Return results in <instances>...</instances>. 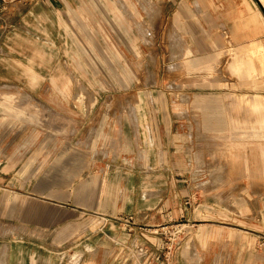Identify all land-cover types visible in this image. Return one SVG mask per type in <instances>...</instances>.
<instances>
[{
	"label": "crops",
	"instance_id": "1",
	"mask_svg": "<svg viewBox=\"0 0 264 264\" xmlns=\"http://www.w3.org/2000/svg\"><path fill=\"white\" fill-rule=\"evenodd\" d=\"M150 5L157 28L166 24L196 56L264 47V0H14L0 7V87L59 94L58 103H46L67 108V94L77 86L72 78L82 76L70 67L83 61L84 38L92 45L137 44L131 14L146 16ZM232 67L246 76L254 71L248 61ZM135 108V118L102 124L104 135L121 128L118 149L107 147L105 155L97 154L99 147L75 149L83 158L71 164L53 165L46 159L52 151L37 147L32 133L20 147V133L6 135L0 127L4 264H57L62 248L77 250L69 251L66 264L77 258L78 264H164L161 239L142 226L173 221L185 222L201 264H264V194L249 200L235 193L218 206L206 199L191 204L196 167L179 140L181 119L155 114L145 101ZM135 248L146 251L142 259L131 255Z\"/></svg>",
	"mask_w": 264,
	"mask_h": 264
},
{
	"label": "rangeland",
	"instance_id": "2",
	"mask_svg": "<svg viewBox=\"0 0 264 264\" xmlns=\"http://www.w3.org/2000/svg\"><path fill=\"white\" fill-rule=\"evenodd\" d=\"M152 8L150 5L149 10ZM154 12H147L148 18L131 14L135 25L132 35L137 37V44L132 46L92 45L87 43L90 37L84 38L83 61H72L70 67L73 73H82L72 79L84 89L67 94V108L46 103H58L59 94L34 96L19 88L0 87V127L6 135L20 133V147L27 146L32 133L37 147L53 152L46 158L53 165L65 159L71 164L83 158L75 149L100 148L97 154L103 155L107 147L118 149L121 128L104 135L102 124L109 122L107 119L114 123L116 118L119 122L123 117L135 118L136 103L145 101L149 111H164L163 115L181 119L179 140L189 146L185 150L191 152L196 167V174L191 176L195 183L191 204L206 199L218 206L231 202L230 196L235 193L249 200L263 195L264 117L252 104L264 105V92H259L264 90V47L261 52L248 54L242 52L244 48L230 47L196 56L166 24L163 29L157 28ZM117 33L122 37L121 30ZM247 61L254 67L252 76H243L232 67ZM136 140L139 143L138 135ZM148 143H155L153 136ZM139 154L144 160L145 153L140 150ZM161 156L164 164L165 154ZM113 161V165L120 164L119 159ZM240 182L243 189L234 188ZM183 223L142 226L149 236L161 239L160 260L164 264H201L202 256ZM77 245L80 242L71 246ZM62 249L56 253L57 264H66L69 251H77ZM3 250L0 254L6 257ZM136 250L131 255L142 259L146 251Z\"/></svg>",
	"mask_w": 264,
	"mask_h": 264
},
{
	"label": "bare ground",
	"instance_id": "3",
	"mask_svg": "<svg viewBox=\"0 0 264 264\" xmlns=\"http://www.w3.org/2000/svg\"><path fill=\"white\" fill-rule=\"evenodd\" d=\"M243 76H246L245 74L243 75ZM52 85V84H51ZM84 88L81 86V85H77V87H76V91H77V93L78 92H82V90H83ZM252 107L254 108V111L255 112H257V113H261L262 114V117H264V111L262 110V108L261 107H264V105H262L261 103H254V104H252ZM235 110V109H234ZM237 119V118H236ZM232 120H234V119H231V122H232ZM234 123V122H233ZM229 124H230V122H229ZM262 124H264V120L262 121ZM231 125V124H230ZM260 130H262V129H260ZM259 132V131H258ZM225 133V132H224ZM218 135H221L220 133L218 134ZM223 135V134H222ZM217 136V135H216ZM223 138V137H222ZM221 138V139H222ZM224 139V138H223ZM225 140V139H224ZM229 140V139H228ZM226 142V141H225ZM224 142H222V144H223ZM222 146V145H221ZM233 146V145H232ZM230 147V146H229ZM232 148H234V147H232ZM233 162H235V161H233ZM4 251V250H3ZM3 253V252H2ZM2 253L0 254V261H3V263H5V257H4V254L2 255ZM8 253V252H7ZM6 256V255H5ZM8 256V255H7ZM6 256V257H7ZM8 259V258H7ZM78 258L75 260V264L78 262ZM7 262V261H6ZM2 262H0V264H1ZM78 264V263H77Z\"/></svg>",
	"mask_w": 264,
	"mask_h": 264
},
{
	"label": "built area",
	"instance_id": "4",
	"mask_svg": "<svg viewBox=\"0 0 264 264\" xmlns=\"http://www.w3.org/2000/svg\"><path fill=\"white\" fill-rule=\"evenodd\" d=\"M14 0H0V7L12 3Z\"/></svg>",
	"mask_w": 264,
	"mask_h": 264
}]
</instances>
